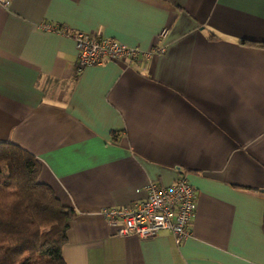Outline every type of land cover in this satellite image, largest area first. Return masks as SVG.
Returning <instances> with one entry per match:
<instances>
[{
	"label": "crops",
	"instance_id": "1",
	"mask_svg": "<svg viewBox=\"0 0 264 264\" xmlns=\"http://www.w3.org/2000/svg\"><path fill=\"white\" fill-rule=\"evenodd\" d=\"M8 1L0 142L74 209L66 264H264V0ZM45 25L165 53L78 73L74 39ZM182 176L197 209L181 245L101 215Z\"/></svg>",
	"mask_w": 264,
	"mask_h": 264
},
{
	"label": "trees",
	"instance_id": "2",
	"mask_svg": "<svg viewBox=\"0 0 264 264\" xmlns=\"http://www.w3.org/2000/svg\"><path fill=\"white\" fill-rule=\"evenodd\" d=\"M113 137L117 139V134ZM0 264H66L62 249L75 211L39 181L41 164L29 152L0 142Z\"/></svg>",
	"mask_w": 264,
	"mask_h": 264
},
{
	"label": "built area",
	"instance_id": "3",
	"mask_svg": "<svg viewBox=\"0 0 264 264\" xmlns=\"http://www.w3.org/2000/svg\"><path fill=\"white\" fill-rule=\"evenodd\" d=\"M4 6L8 0H0ZM43 29L58 30L72 37L78 52L77 72L85 68L101 66L110 61H136L139 58H150L165 53V48L154 46L143 52L138 48H130L118 41L105 38L94 33L68 32L51 25ZM166 31L161 37H165ZM145 200L126 206L108 208L101 215L110 225L119 226L118 236L135 235L140 239L156 237L168 231L173 235L177 245H181L190 235L197 204L195 191L185 176L180 177L174 185L161 188L150 184Z\"/></svg>",
	"mask_w": 264,
	"mask_h": 264
},
{
	"label": "rangeland",
	"instance_id": "4",
	"mask_svg": "<svg viewBox=\"0 0 264 264\" xmlns=\"http://www.w3.org/2000/svg\"><path fill=\"white\" fill-rule=\"evenodd\" d=\"M6 174H7V170H6V168H3L2 173H0V184L3 182Z\"/></svg>",
	"mask_w": 264,
	"mask_h": 264
}]
</instances>
